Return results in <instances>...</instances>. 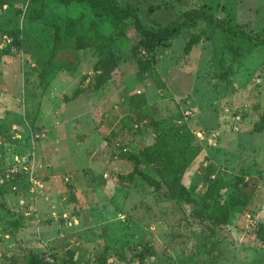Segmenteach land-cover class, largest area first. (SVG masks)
Here are the masks:
<instances>
[{
    "label": "rangeland",
    "instance_id": "obj_1",
    "mask_svg": "<svg viewBox=\"0 0 264 264\" xmlns=\"http://www.w3.org/2000/svg\"><path fill=\"white\" fill-rule=\"evenodd\" d=\"M28 1L5 0L0 9V264H25L30 252L51 264H95L106 249L111 264H264L256 236L264 227V132L250 133L264 111V47L233 66L235 89L225 94L212 58L218 31L207 28L190 54L183 53L188 35L208 27L202 21L148 54L157 79L140 76L126 42L120 48L117 42L118 71L99 89L93 50L74 52L68 44L55 52L41 83L54 26L64 36L71 21L87 23L92 16L86 6L47 0L28 18ZM115 1L150 30L203 10L264 45V0ZM127 37L137 34L130 29ZM77 88L82 93L65 102ZM150 119L153 130H176L181 122L180 132L203 135L185 172L197 195L207 173L214 180L222 173L245 197L243 213L217 232L213 248L199 243L200 226L187 206L163 200L139 176L131 183L120 177L133 162L115 154L114 141L125 151L142 145L134 127L145 131ZM142 170L153 175L148 166Z\"/></svg>",
    "mask_w": 264,
    "mask_h": 264
},
{
    "label": "trees",
    "instance_id": "obj_2",
    "mask_svg": "<svg viewBox=\"0 0 264 264\" xmlns=\"http://www.w3.org/2000/svg\"><path fill=\"white\" fill-rule=\"evenodd\" d=\"M47 0H29L24 15L32 18L37 12L36 8H43ZM62 5H83L86 6L92 18L85 23L83 18L78 24L71 21V25L64 30V36L61 28L54 26L52 45L50 55L42 65L38 77L43 83L52 72L55 52L68 44L71 50L76 52L80 50L92 49L97 61L93 65V71L96 75V89L110 81L119 68L120 55L116 49V44L120 48L126 42L129 55L135 60L138 67V74L142 76L147 74L151 79H157L158 76L153 69L152 61L149 62L147 56L161 46H166L168 42L177 38L184 31H189L196 27L197 23L202 21L208 27L200 30L198 33H190L184 44L183 53L190 54L192 49L198 45L206 35L207 28L221 34L218 42L212 44L213 60L216 65L215 76L224 85V94L234 90V82L231 75L233 66L247 55H250L260 46L259 41L252 38L251 34L232 27L228 23L219 20L203 10H191L184 17L174 24L154 31L142 25L134 11L129 7H121L115 0H54ZM5 0H0V9L5 6ZM34 19L38 20L37 17ZM108 27L109 29H107ZM106 29L110 33L106 32ZM132 29L137 37L131 40L127 37V31ZM17 31H12L9 35L12 38V46L18 48L19 40ZM129 40V43H128ZM84 79L81 78V81ZM234 88V89H233ZM82 93L77 88L65 102L76 99ZM180 121V119H179ZM155 123L150 119L144 127L135 125L134 133L143 135L142 145H131L126 150L122 141H114L115 154L121 159L133 162V169L126 175H121V179L131 183L136 176H139L152 191L161 196L163 200H177L189 209L188 216L200 226L199 243L213 248L214 243L211 239L217 235V232L224 226L230 224L234 214H242L245 204V197L242 192L234 185L227 183L222 173H207V184L202 195L196 194V185H186L185 172L193 160L201 151L199 139L194 132L182 133V123L176 126V130L157 128L153 130ZM184 125V124H183ZM264 132V111H262L257 120L253 123L250 133L260 134ZM9 140V139H8ZM142 166L150 167L153 175L148 170L143 171ZM208 168V165L205 166ZM19 176V175H18ZM213 176V179L211 177ZM27 183L31 185L28 175ZM214 180V181H212ZM32 186V185H31ZM259 239L260 249H264V227L259 225L256 233ZM104 252L97 257L95 264L108 263L110 254ZM122 259V254L117 255ZM25 264H51L46 261L42 255L30 252L25 258Z\"/></svg>",
    "mask_w": 264,
    "mask_h": 264
},
{
    "label": "built area",
    "instance_id": "obj_3",
    "mask_svg": "<svg viewBox=\"0 0 264 264\" xmlns=\"http://www.w3.org/2000/svg\"><path fill=\"white\" fill-rule=\"evenodd\" d=\"M258 82H259V80H258ZM137 93H139V92H137ZM188 113V112H187ZM180 123V122H179ZM194 134H195V136L198 138V139H201V138H203V135H202V137L200 136V132H194ZM212 137L214 136V135H211ZM211 179H213V176L211 177ZM29 181H30V183H31V185H32V189L34 190V186H36L35 185V181H34V179L32 178V173H30L29 174ZM64 182L65 183H67V182H69V179L66 177V178H64ZM32 189L30 190V192H31V194H34V191H32ZM35 199V198H34ZM23 202L22 201H20V204H22ZM64 218H65V215H64ZM46 261L47 262H52L49 258H46Z\"/></svg>",
    "mask_w": 264,
    "mask_h": 264
}]
</instances>
